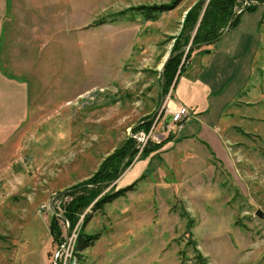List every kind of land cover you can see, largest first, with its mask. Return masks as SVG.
Listing matches in <instances>:
<instances>
[{"label": "rangeland", "instance_id": "1", "mask_svg": "<svg viewBox=\"0 0 264 264\" xmlns=\"http://www.w3.org/2000/svg\"><path fill=\"white\" fill-rule=\"evenodd\" d=\"M173 1L0 0V264H264V2L257 0L230 29L240 23V50L244 37L253 49L240 52V98L222 102L220 152L184 143L183 151L138 153L113 181H134L150 159L143 178L85 225L100 232L92 246L74 254L89 207L72 230L59 219L60 243L50 234L53 210L70 199L66 189L140 136L141 120H153L156 142L181 131H168L167 109L188 106H170L176 83L164 95V69L189 50L173 46L198 0H178L152 20L132 9ZM202 53L187 71L203 67ZM146 139H137L138 150ZM113 181L102 183L105 191Z\"/></svg>", "mask_w": 264, "mask_h": 264}, {"label": "trees", "instance_id": "2", "mask_svg": "<svg viewBox=\"0 0 264 264\" xmlns=\"http://www.w3.org/2000/svg\"><path fill=\"white\" fill-rule=\"evenodd\" d=\"M177 1L178 0H174L171 4H154L149 6L140 5L132 7V9L144 10L146 13H142L145 16L148 15L146 17L152 20L155 19L158 14L168 11L174 7L177 4ZM205 1L206 0H198L185 15L182 30L175 40L173 51H180L189 43L190 45L192 44V47H190L186 53H184V51L178 52L166 63L163 83L164 95L168 88L172 85V87L175 86L178 77L182 76L185 72L186 65L191 59L193 51L200 49V51L206 52V48L200 47L211 44V41L223 32L232 14L237 7L239 8L240 6V0H209L203 8ZM257 1L260 3L264 2V0ZM248 2L249 4L245 7V9L233 18L231 27L237 24L243 11L255 10L259 5L251 4V0H248ZM124 12L125 11H122L119 15H122ZM141 121L140 124L134 128V131H143L147 134L150 131L153 120L146 122L144 120L142 122ZM171 139L172 136H167L161 141L156 142L148 138L141 150L136 148L132 151L137 143V140L133 137H128L121 143V145L105 156L99 163L97 169L91 173L88 178L66 189L67 191L65 195H68L70 199L61 203V207L63 209L61 213L64 218L58 215L59 212H57L58 210L56 209L53 210L50 217L49 231L52 239L57 241V243L62 241V231L59 219H63L68 222L69 228L72 230L78 222L80 215L87 207H89L91 212L84 213L81 225L76 233V239L73 245L74 254L80 256L82 251L92 246L100 237V232L87 233L84 231L85 225L92 216V213L102 210L106 204L124 196L126 192L133 190L137 180L118 189H115V187L112 186L107 191H105V189L109 184L102 185V183L112 182L118 175L121 165H123V170L126 169L138 153V158L144 159L151 152L158 150ZM142 176L143 175H141L138 179H141Z\"/></svg>", "mask_w": 264, "mask_h": 264}, {"label": "crops", "instance_id": "3", "mask_svg": "<svg viewBox=\"0 0 264 264\" xmlns=\"http://www.w3.org/2000/svg\"><path fill=\"white\" fill-rule=\"evenodd\" d=\"M230 29L221 40L219 39L220 41L224 40L221 46L212 47L209 51L204 52L207 54H205L207 62H204L202 68L191 67V71H187L189 64L183 75L178 77L172 93V99L170 100L171 105H169L175 107L176 105L184 104L188 106L191 115L185 120L181 131L177 132L178 136L172 137L170 141L162 146L164 148L161 147L162 150L160 148L157 153L159 151L167 153L170 148L183 151L184 143L195 146L200 152H203L201 147L204 146L211 153L213 151L218 153L220 148L222 149L218 121L221 114L224 113V106L228 104L227 102L222 104V102L224 98H240V89L238 88L240 82L236 81L237 79L240 80V52L243 54L244 51L248 50L247 48H250L249 50L253 49L250 39L244 37L241 43L242 49L240 50V23L234 31L231 32ZM202 52L197 51L192 54V57L199 58V56L203 55ZM230 102L233 105L236 104L233 100ZM201 117L204 118V121L201 120ZM188 153H193V157L196 158L198 156L196 150ZM177 156L182 158L181 155ZM174 157L175 155H171L172 161L175 160ZM163 158L166 159V156H163ZM149 162L150 159L147 160L146 166H148ZM202 164L203 162L200 161L195 166H202ZM146 166H144L139 176L135 178L137 180L136 184L143 178L142 176L141 179H138L143 175V171L147 169H145ZM132 178H134V175H130L127 179ZM116 182L112 183L115 189L132 183L126 180L122 184L117 185Z\"/></svg>", "mask_w": 264, "mask_h": 264}, {"label": "built area", "instance_id": "4", "mask_svg": "<svg viewBox=\"0 0 264 264\" xmlns=\"http://www.w3.org/2000/svg\"><path fill=\"white\" fill-rule=\"evenodd\" d=\"M167 113H168V116H170V126H169L170 128H168V131L171 129H176L177 131L181 130L184 125L185 120L191 115L190 111L185 106H179L174 109L168 108ZM139 133H140V136H137L136 134H134L133 138L135 139L137 138L141 140L146 139V138H149V136L153 132L150 130L147 134L142 131H140Z\"/></svg>", "mask_w": 264, "mask_h": 264}, {"label": "water", "instance_id": "5", "mask_svg": "<svg viewBox=\"0 0 264 264\" xmlns=\"http://www.w3.org/2000/svg\"><path fill=\"white\" fill-rule=\"evenodd\" d=\"M248 4H249L248 0H245V1H244V4H243L241 7L237 8V9L234 11V13L232 14V16H231V18H230V20H229V22H228L226 28L223 30V32H222L218 37H216L215 39H213V40L211 41V43H214V42H216L217 40L221 39V38H222V37L228 32V30H229V29L231 28V26H232L233 18H234L238 13H240L242 10H244L245 7H246ZM190 47H192V45L188 44V45L184 48V50L187 51ZM168 117H169V119H170V116H168ZM167 121H168V120H167ZM142 132H143V131H142ZM141 143H142V142H138V143L135 145V147L132 149V151H133L134 149H136L137 147H139V145H140ZM132 151H131V152H132ZM131 152H130V154H131ZM119 174H120V172H119ZM114 182H115V181H113V183H114ZM111 184H112V183H111ZM256 214H257V215H260V214H261V211H260V210H257V211H256ZM58 215H59L60 217L64 218L63 214H61L60 212L58 213ZM67 226H69L68 222H67Z\"/></svg>", "mask_w": 264, "mask_h": 264}]
</instances>
